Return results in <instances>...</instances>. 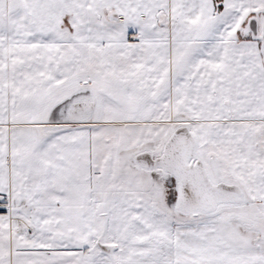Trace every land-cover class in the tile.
<instances>
[{
	"label": "snow or ice",
	"instance_id": "obj_1",
	"mask_svg": "<svg viewBox=\"0 0 264 264\" xmlns=\"http://www.w3.org/2000/svg\"><path fill=\"white\" fill-rule=\"evenodd\" d=\"M0 264H264V0H0Z\"/></svg>",
	"mask_w": 264,
	"mask_h": 264
}]
</instances>
